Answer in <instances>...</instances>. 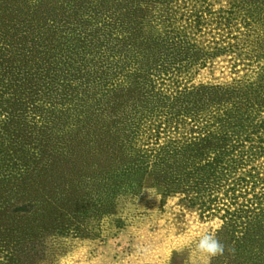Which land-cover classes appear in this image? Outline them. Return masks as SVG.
I'll list each match as a JSON object with an SVG mask.
<instances>
[{
    "label": "trees",
    "instance_id": "1",
    "mask_svg": "<svg viewBox=\"0 0 264 264\" xmlns=\"http://www.w3.org/2000/svg\"><path fill=\"white\" fill-rule=\"evenodd\" d=\"M221 58L229 81L193 83ZM263 155L264 0H0V243L51 199L145 178L216 217Z\"/></svg>",
    "mask_w": 264,
    "mask_h": 264
},
{
    "label": "rangeland",
    "instance_id": "2",
    "mask_svg": "<svg viewBox=\"0 0 264 264\" xmlns=\"http://www.w3.org/2000/svg\"><path fill=\"white\" fill-rule=\"evenodd\" d=\"M224 2L212 0L213 9L218 10ZM209 67L194 78L195 85L229 81L227 59H218ZM257 165L256 172L264 179V155ZM144 180L136 188L123 185L111 188L107 195L100 194L104 191L102 188L87 186L74 190V187L72 190L77 196L94 194L91 201L82 199L56 205L51 199L47 213L52 214L46 216L44 223L21 222L15 218L13 226L29 230L26 236L16 232L3 236L0 262L8 263L5 244L15 242L13 257L17 264H205L190 241L202 233L214 232L224 244L225 252L213 258L211 264H264V214L240 219L237 223L248 222L245 228L224 225L220 220L225 206L231 211L264 209V199L259 195L264 191V184L235 189V201L224 199L218 205L222 210L219 215L202 217L197 207L181 202L180 196H162L161 189Z\"/></svg>",
    "mask_w": 264,
    "mask_h": 264
},
{
    "label": "clouds",
    "instance_id": "3",
    "mask_svg": "<svg viewBox=\"0 0 264 264\" xmlns=\"http://www.w3.org/2000/svg\"><path fill=\"white\" fill-rule=\"evenodd\" d=\"M190 243H194L195 250L203 257L205 264H211L213 258L222 256L225 252L224 244L220 242L214 232L202 233Z\"/></svg>",
    "mask_w": 264,
    "mask_h": 264
}]
</instances>
